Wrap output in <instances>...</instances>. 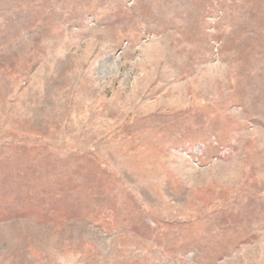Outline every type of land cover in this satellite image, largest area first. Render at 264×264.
<instances>
[{
	"label": "rangeland",
	"instance_id": "rangeland-1",
	"mask_svg": "<svg viewBox=\"0 0 264 264\" xmlns=\"http://www.w3.org/2000/svg\"><path fill=\"white\" fill-rule=\"evenodd\" d=\"M0 173V264H264V0H0Z\"/></svg>",
	"mask_w": 264,
	"mask_h": 264
},
{
	"label": "trees",
	"instance_id": "trees-1",
	"mask_svg": "<svg viewBox=\"0 0 264 264\" xmlns=\"http://www.w3.org/2000/svg\"><path fill=\"white\" fill-rule=\"evenodd\" d=\"M2 166L1 167H3V166H5V165H7V163H6V161H5V163H4V161L2 162V164H1ZM7 167V166H6ZM0 175H1V173H0ZM10 184H11V182H9ZM13 184V183H12ZM115 217V216H114ZM116 218H117V216H116ZM118 218H120L121 220H122V223H125L124 222V218H123V215H119L118 214ZM116 221V220H115ZM118 221V220H117ZM127 224V223H126ZM128 225V224H127ZM176 234V233H175Z\"/></svg>",
	"mask_w": 264,
	"mask_h": 264
}]
</instances>
